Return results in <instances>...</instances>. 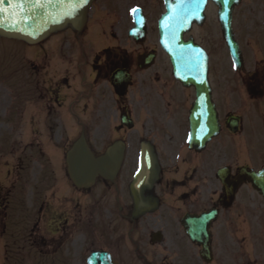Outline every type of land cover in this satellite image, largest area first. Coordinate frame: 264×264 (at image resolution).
Here are the masks:
<instances>
[{
	"label": "flooded vegetation",
	"instance_id": "flooded-vegetation-1",
	"mask_svg": "<svg viewBox=\"0 0 264 264\" xmlns=\"http://www.w3.org/2000/svg\"><path fill=\"white\" fill-rule=\"evenodd\" d=\"M164 9L95 0L80 30L22 55L16 97L0 98V264L26 249L47 264H264V197L246 178L264 176V0L194 2L207 73L192 86L160 48ZM81 136L95 157L121 152L113 179L71 184ZM188 231L206 234L205 258Z\"/></svg>",
	"mask_w": 264,
	"mask_h": 264
},
{
	"label": "water",
	"instance_id": "water-1",
	"mask_svg": "<svg viewBox=\"0 0 264 264\" xmlns=\"http://www.w3.org/2000/svg\"><path fill=\"white\" fill-rule=\"evenodd\" d=\"M91 1L24 0L22 5H10L5 0L0 5L5 9L0 13V37L19 39L31 44L62 28L66 23L79 28L85 20ZM175 1L178 3L176 7ZM170 9L166 20L160 24L161 45L170 56L177 78L186 84H192L194 73L202 76L205 73V61L194 55L198 50L192 40L183 42L181 39L182 34L194 23V0H185L183 10L179 0H174ZM227 43L234 53L236 48L232 41L227 39ZM118 158L112 151L107 152L103 158H94L83 149V143L79 140L67 153L68 171L76 185L85 186L97 175L113 177L118 168ZM260 191L264 193V190Z\"/></svg>",
	"mask_w": 264,
	"mask_h": 264
},
{
	"label": "rangeland",
	"instance_id": "rangeland-1",
	"mask_svg": "<svg viewBox=\"0 0 264 264\" xmlns=\"http://www.w3.org/2000/svg\"><path fill=\"white\" fill-rule=\"evenodd\" d=\"M1 44H2V43L0 42V51H1V49H3V47H4V46H2ZM9 44H10V45H9ZM9 44H6V43H5V47H6L7 49L12 50V48L14 47V45L12 46V43H10V42H9ZM6 45H7V46H6ZM10 50H9V51H10ZM8 60H9L10 63H11L10 66H11V65H14V69H15V65H16V58H15V56H14V55L9 56V57H8ZM6 91L9 92L8 90H6ZM2 93H3V92H2ZM4 96H5V94H4ZM0 98H1V96H0ZM0 244H1V243H0ZM25 251H26V253H25V256H26V257H30V254L32 255V253H31L30 250L28 251V250L26 249ZM2 253H3V251L0 249V255H2ZM36 258H37V257H36ZM31 260H32V257L28 259V262H29V263H27V264H30V263H31V264H47V262H46L45 260H39V263H36L34 260H33V261H31Z\"/></svg>",
	"mask_w": 264,
	"mask_h": 264
},
{
	"label": "snow or ice",
	"instance_id": "snow-or-ice-1",
	"mask_svg": "<svg viewBox=\"0 0 264 264\" xmlns=\"http://www.w3.org/2000/svg\"><path fill=\"white\" fill-rule=\"evenodd\" d=\"M9 4H17L22 5L24 3V0H8ZM197 4L203 2V0H194ZM226 2V0H225ZM5 3V0H0V5H3ZM179 4L181 5V10H183V6L185 5V0H179ZM5 9L3 7H0V13H3ZM133 12L136 11V9H132Z\"/></svg>",
	"mask_w": 264,
	"mask_h": 264
}]
</instances>
